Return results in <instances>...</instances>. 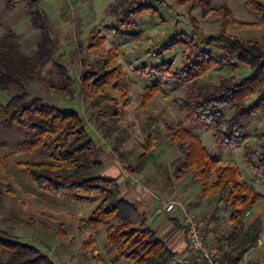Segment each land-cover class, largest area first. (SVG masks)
Listing matches in <instances>:
<instances>
[{
    "label": "rangeland",
    "instance_id": "374dc122",
    "mask_svg": "<svg viewBox=\"0 0 264 264\" xmlns=\"http://www.w3.org/2000/svg\"><path fill=\"white\" fill-rule=\"evenodd\" d=\"M38 1L40 10L46 16L53 57L42 65L40 76L26 84L27 96L39 98L47 106L61 111L80 113L99 151V159L103 163L99 176L102 178L118 180L119 177L112 174V169L123 171L136 163L147 135L149 117L161 115L168 126L187 130L201 141L210 156L219 160L220 165L236 167L241 180L250 184L260 195L246 222L253 216L260 218L261 243L258 242L257 249L245 255V259L246 264H264V176L254 173L246 164L245 146L233 149L217 146L213 130L194 123L174 103L183 99L188 92V85L175 76L183 67L182 54L186 51V42L192 40L216 60H221L223 52L219 46L207 47L205 43L208 38L222 32L242 40L256 39L264 45L263 27L245 29L237 24L254 23L257 21L256 15L244 5L243 0H208L209 10L225 7L229 11L225 25L220 17L205 13L201 2L180 6L175 0H163L161 5L151 2L154 10L142 12L133 24L120 26L119 17L108 10L110 4L120 0ZM5 3L6 0H0V37L3 33L13 32L21 44L22 53L33 56L40 33L32 27L25 3H19L11 10L5 9ZM112 29H117V32ZM98 39H103L102 43L90 48V42ZM173 40L177 44L163 50ZM109 52L116 56L111 67L118 71L115 88L110 94L118 99L120 106L126 100L128 104L120 116V129L104 138L101 123H107L109 117L104 114L94 124L99 117L97 110L103 108L104 104L85 97L80 90L79 78L85 69L96 70ZM56 64L64 66L74 80L75 97L71 102L61 99L47 88L59 82ZM252 74L250 68L232 60V66L224 61L221 67L211 69L201 78L208 83H217L226 77L239 79ZM149 89L152 90L151 96L143 103L142 98ZM16 94H19L17 89L7 93L0 91V103L5 105ZM257 96H251L247 103L251 104ZM92 103H95L93 108ZM246 131L250 139L245 145L256 150L259 140L254 135L264 133V112L247 125ZM158 137L159 155L163 156L145 170L146 176L141 182L150 184L157 193L166 194L176 191L174 183L178 181L182 200L188 196L190 203L198 209L186 211L200 221L202 232L205 233L207 229L213 230L214 237L220 233L227 235L230 231L227 211L221 206L216 214L217 222H208L216 207L214 199L205 196L200 186L186 175L176 181L173 168L178 152L168 142L162 126L158 128ZM22 141L23 135L16 128L4 130L0 127V232L12 240L37 248L54 264H133L125 259L118 262L107 245L105 230L110 222L99 227L88 224L99 198L91 202L64 201L43 192L32 183L17 164L39 161L45 158L46 151H29ZM104 148L116 157L102 159L100 153ZM183 202L180 200L178 204L184 207ZM81 223L88 227L80 230ZM206 239L214 245V238L209 234ZM94 251L97 256H94Z\"/></svg>",
    "mask_w": 264,
    "mask_h": 264
},
{
    "label": "trees",
    "instance_id": "16d2710c",
    "mask_svg": "<svg viewBox=\"0 0 264 264\" xmlns=\"http://www.w3.org/2000/svg\"><path fill=\"white\" fill-rule=\"evenodd\" d=\"M22 2L26 5L32 27L40 33V41L34 55L26 56L13 32L3 33L0 37V91H19L5 105L0 103V127L4 130L16 128L23 135L22 145L29 151L44 149L46 156L39 161L18 163L17 166L34 185L55 198L79 202L99 198L88 224L99 227L110 222L105 230L106 242L117 260L125 259L133 264H179L177 255L157 238L147 221L137 222L140 215L135 205L122 196L117 181L99 176L103 164L80 113L47 106L41 99L29 98L25 93L26 84L39 77L42 65L52 59L53 49L46 16L40 10L38 0H6L5 9L11 10ZM151 2L161 5L163 0H120L110 4L108 10L119 17L120 26H126L133 24L142 12L153 11ZM175 2L180 6L201 2L205 13L220 17L227 25L230 13L225 7L209 10L208 0ZM243 3L256 15L257 21L237 23L238 26L245 29L264 28V0H243ZM112 31L117 32V29ZM102 41H91L89 47H97ZM176 44L173 40L163 50ZM213 45L219 46L223 52L221 60L213 58L192 40L186 42V51L182 54L183 67L175 76L188 85V92L183 99L174 101L175 106L183 109L194 123L212 129L217 146L228 149L245 146L246 164L254 173L264 176V133L254 135L259 140L256 150L245 145L250 139L247 125L264 112V45L256 39L242 40L223 32L207 39L205 46ZM115 58L109 52L96 70L85 69L79 78L80 90L85 97L104 104L97 110L99 117L94 123L104 114L109 117L107 123H101L104 138L120 129V116L128 104L126 100L120 106L118 99L110 94L118 74L117 69L111 67ZM232 60L250 68L252 76L239 79L226 77L217 83H208L201 78L211 69L221 67L224 61L232 66ZM55 70L59 82L47 86L48 90L63 100L73 101L74 80L64 66L56 64ZM151 89L143 96V103L151 96ZM254 94H258L257 98L248 104L247 100ZM94 104H91L92 108ZM160 126L170 145L175 146L178 152L173 168L175 179L185 175L190 177L205 196L214 199L216 207L208 222H217L216 214L221 206L228 213L229 233L213 235L221 263L241 264L245 255L260 241L262 221L256 218L250 224L246 222L260 195L241 180L236 167L220 165L219 160L208 154L200 140L181 127L168 126L158 115L147 119V135L142 151L136 163L125 170L139 175L156 163L160 151ZM97 129L101 130L99 126ZM87 227L81 223L79 228L84 230ZM211 232L206 229L204 237L207 238ZM0 264L54 263L37 248L12 240L0 232Z\"/></svg>",
    "mask_w": 264,
    "mask_h": 264
},
{
    "label": "crops",
    "instance_id": "0c3cea01",
    "mask_svg": "<svg viewBox=\"0 0 264 264\" xmlns=\"http://www.w3.org/2000/svg\"><path fill=\"white\" fill-rule=\"evenodd\" d=\"M169 148H173V146H170ZM100 155L101 158L105 160H107L108 157H116L113 152L109 153V151L105 148L101 151ZM161 156L163 155L158 154L157 160L161 158ZM111 172L113 175H117L119 177V179L116 181L120 187L122 196L128 202L135 205L140 215L137 222L140 223L141 221L146 220L149 227L156 233L157 238L163 241V243L177 255V258L183 257L187 253V240L182 223L183 214L177 205L175 206V209L173 211L167 212L159 204L160 199H164L168 202H173L176 204L180 203L181 200L184 201L183 203H185V206L183 207L185 210L191 211L193 208V211H196V205H192L190 203L191 199L188 196L185 197L186 201L182 200V193L178 191V181L176 180L177 182L174 183L175 187H177L176 191H172L166 194H160L155 192L151 188V186L145 185L141 182V180L146 176L144 173L145 170L139 175H132L127 172L125 168L123 171L112 169ZM188 178L190 180V177ZM248 185L250 186V184ZM249 215L250 213L248 214V216ZM256 218V216L251 217L247 224H250ZM213 234L214 232L212 230L209 235L213 237ZM260 243L261 242H259V244ZM256 249L257 247L250 250L247 254L253 252ZM93 254L94 256H97L96 251H94ZM120 260L117 261L121 263ZM246 263L248 262L244 257L241 264Z\"/></svg>",
    "mask_w": 264,
    "mask_h": 264
},
{
    "label": "built area",
    "instance_id": "2783aa9c",
    "mask_svg": "<svg viewBox=\"0 0 264 264\" xmlns=\"http://www.w3.org/2000/svg\"><path fill=\"white\" fill-rule=\"evenodd\" d=\"M160 206L167 212H171L177 205L183 217L182 223L187 240V253L177 258L179 264H222L216 248L205 237L200 222L179 204L159 200Z\"/></svg>",
    "mask_w": 264,
    "mask_h": 264
}]
</instances>
